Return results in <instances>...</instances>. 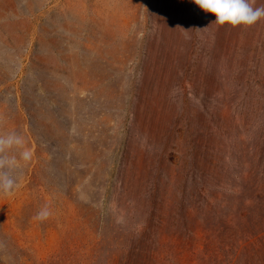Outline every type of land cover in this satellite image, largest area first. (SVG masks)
<instances>
[{"label":"rangeland","instance_id":"1","mask_svg":"<svg viewBox=\"0 0 264 264\" xmlns=\"http://www.w3.org/2000/svg\"><path fill=\"white\" fill-rule=\"evenodd\" d=\"M214 21L0 0V264H264V18Z\"/></svg>","mask_w":264,"mask_h":264},{"label":"clouds","instance_id":"2","mask_svg":"<svg viewBox=\"0 0 264 264\" xmlns=\"http://www.w3.org/2000/svg\"><path fill=\"white\" fill-rule=\"evenodd\" d=\"M194 3L205 13L213 14V23L218 25L251 26L264 18V8L253 7L250 0H194ZM50 215V211L44 208L35 219L44 221Z\"/></svg>","mask_w":264,"mask_h":264}]
</instances>
